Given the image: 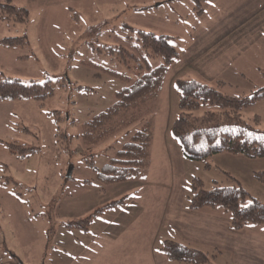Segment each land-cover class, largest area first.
Listing matches in <instances>:
<instances>
[{"label": "crops", "instance_id": "crops-1", "mask_svg": "<svg viewBox=\"0 0 264 264\" xmlns=\"http://www.w3.org/2000/svg\"><path fill=\"white\" fill-rule=\"evenodd\" d=\"M126 2L138 17L145 15L144 28L172 36L178 57L169 65L151 111L146 171L132 179L102 182V205L126 198L93 215L87 228L63 222L73 232L70 242L81 245L72 252L60 249L67 257L64 263L57 257V264H181L159 249L165 239L199 248L216 264H264L263 224L247 223L236 229L222 207L188 206L187 170L196 165L193 177L203 166L184 155L169 131L179 111L178 78H198L229 95L249 94L264 86V0H202L199 13L194 0H26L27 5L18 4L29 15L31 11L38 14L32 32L51 56L57 50L61 25L71 19L69 10ZM6 25L0 20V39L9 36H1ZM2 46L0 57L6 51ZM28 56L23 52L16 58ZM219 154H227L228 160L236 158ZM204 165L210 167L208 161ZM84 214L70 220L88 215Z\"/></svg>", "mask_w": 264, "mask_h": 264}, {"label": "rangeland", "instance_id": "rangeland-1", "mask_svg": "<svg viewBox=\"0 0 264 264\" xmlns=\"http://www.w3.org/2000/svg\"><path fill=\"white\" fill-rule=\"evenodd\" d=\"M10 1L16 6L21 1L27 5L26 0ZM82 6L68 11L71 19L61 25L57 50L51 56L41 49L32 32L38 22L36 11L30 12L25 23L8 22L2 30L5 34L1 36L18 32L29 41L24 49L23 44L1 47L6 50L0 57L3 76H15L24 83L48 80L53 93L42 100L0 99V264L8 260L12 264H57V257L64 263L67 255L60 249L72 252L80 242H70L73 232L63 227V222L82 213L87 215L104 203L97 168L105 162L102 151L112 138L93 146L89 151L92 155L73 149L83 122L110 105L114 92L124 85L109 70L134 74L135 69L129 67L132 61L125 64L102 45H122L135 52V32L124 24L146 29L142 19L146 18L138 17L127 2ZM23 52L29 56L17 59L16 55ZM160 62L161 57L151 60L152 65ZM242 112L245 119L258 115L259 127L264 129V98ZM124 137L111 144L118 146ZM9 143L35 145L38 151L19 157L8 148ZM225 155L190 159L203 166L197 175L203 187L239 182L250 196L264 204V182L253 176L254 171H264V156L232 154L236 158L228 160ZM207 161L209 168L204 165ZM194 169L196 165L187 170L188 195Z\"/></svg>", "mask_w": 264, "mask_h": 264}, {"label": "trees", "instance_id": "trees-1", "mask_svg": "<svg viewBox=\"0 0 264 264\" xmlns=\"http://www.w3.org/2000/svg\"><path fill=\"white\" fill-rule=\"evenodd\" d=\"M201 1L194 0L197 13L202 10ZM28 16L27 8L13 5L10 0H0L2 22L25 23ZM124 27L135 32V52L122 45L102 46L108 54L125 64L132 61L129 67L135 69L134 74L109 70L124 85L114 92V100L110 105L90 115L83 122L79 142L73 149V152L83 155L107 139L112 138L115 142L125 136L118 146H114V142L111 144V141L103 148L102 155L106 160L97 168V177L103 183L132 179L146 171L152 140L151 111L169 65L178 57V51L170 42L171 35L136 28L127 23ZM26 41L24 34L9 35L2 37L0 44L21 45ZM156 57H161V62L152 65L151 60ZM3 74L0 70V99L42 100L53 93L48 80L24 83L18 77ZM175 83L179 111L171 121L169 131L179 142L186 157L205 160L222 152L248 157L264 156V129L259 127L260 117L254 115L245 119L242 112L264 97V86L249 94L234 96L222 92L218 85L198 78H178ZM57 133L63 138L66 137L62 131L58 130ZM8 148L19 157L38 151L35 145L9 143ZM92 154L93 152L89 153ZM83 159L91 162L89 158ZM253 176L264 182V171H254ZM190 191L189 207H222L230 213L231 224L236 229L247 223L264 225V204L250 196L239 182L232 185L215 184L206 189L201 179L193 176L190 180ZM125 198L126 195H123L111 200L95 208L87 216L68 220L66 223L87 228L93 215L107 205L123 202ZM159 249L169 258L188 264H214L207 252L180 241L165 239Z\"/></svg>", "mask_w": 264, "mask_h": 264}]
</instances>
